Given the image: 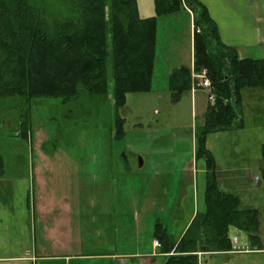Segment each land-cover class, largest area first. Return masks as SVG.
<instances>
[{
  "label": "rangeland",
  "instance_id": "374dc122",
  "mask_svg": "<svg viewBox=\"0 0 264 264\" xmlns=\"http://www.w3.org/2000/svg\"><path fill=\"white\" fill-rule=\"evenodd\" d=\"M47 3L55 17L67 18L72 14L67 0H47ZM135 3L140 18L155 17L153 82L148 94H131L125 99V106L128 108L125 113L122 112L127 120L125 127L128 129L136 123L145 127L154 122L157 126H170L175 144H181L187 151L185 153H188L192 147L191 130L195 125L201 124V119L194 120L191 116L189 96H183L174 105L169 98L168 88L167 91L163 90L166 85L165 70L172 65L187 68L192 65V20L183 12L156 16L154 0H135ZM242 57L259 59L264 58V55L260 50L252 49ZM108 73H111L110 64ZM191 88L199 90L196 93L198 104L201 100L207 106L214 105L215 100L210 104L207 92L199 88L198 79L191 77ZM241 96L243 128L207 133L203 143L214 160L220 186L232 188L245 207L259 211V243L251 245L238 233L237 237L246 243L249 252L207 255L201 264H264V89L246 88L242 90ZM88 102L89 96L79 98L73 102L76 109L69 108L71 112L67 113L64 109L54 110L50 107L60 104L58 100H38L28 106L18 98L0 99V170L4 171L5 179L4 186L0 187V255H4L6 248V251L11 249L8 254L13 256H28L25 255V250L33 251L34 245L39 244L38 236L34 240L28 234L24 239L18 231L20 225L25 224L30 229L35 222L36 229L38 226L39 213L36 210L33 215L30 207L32 188L35 192L36 188L43 187L39 196L42 203H45L42 211L44 215L45 209H48L45 221L48 227H51L48 225L51 218L70 219L74 213L73 217L79 220L77 235L80 239L77 242L84 246L86 244L88 255L100 254L74 260L71 264H121L103 255L151 251L153 225L157 220L164 225L168 234L177 238L191 215L195 192L199 204H204L206 181L202 158L196 162V183L192 181L185 188L189 189L188 196L183 201L182 209L177 210L173 204L179 197L180 178L156 177L157 181L162 182V187L159 188L162 193L155 195L152 190L147 189L150 186L146 182L151 175L147 168L124 176L125 172L121 169L118 158L110 173L114 177L109 172L104 175V158L109 152L113 113L106 103L100 106L87 104L86 107L84 104ZM80 103L82 107L79 106ZM27 122L30 123V129L26 139L22 134L28 133ZM176 128L180 131L176 132ZM44 140L46 143L42 147ZM119 153L120 150L116 147V154ZM69 156L77 160L83 158V161L67 163L65 160ZM54 158L59 160L55 162ZM32 164L33 177L20 178L19 176L28 175ZM106 175L109 176L105 177ZM90 187L93 191L94 188L98 191L102 187L117 188V193L98 194L102 199L94 202L95 194L90 192ZM70 191L73 192L68 194ZM73 195L76 197L74 206L70 207L62 202L64 196L71 198ZM34 196L36 197V192ZM81 199L84 203L80 202ZM56 209L59 210L57 217L54 214ZM54 222L60 229L63 228L60 221L55 220L51 224ZM69 229H72L71 226ZM70 237L75 239L74 234ZM153 259L156 261L151 264L162 262L159 257ZM0 264L26 263L15 260L0 261Z\"/></svg>",
  "mask_w": 264,
  "mask_h": 264
},
{
  "label": "trees",
  "instance_id": "16d2710c",
  "mask_svg": "<svg viewBox=\"0 0 264 264\" xmlns=\"http://www.w3.org/2000/svg\"><path fill=\"white\" fill-rule=\"evenodd\" d=\"M67 1L72 14L59 18L47 0H0V99L18 98L28 106L46 99L65 106L83 94L108 100L114 111L112 132L120 138L125 120L119 111L126 95L150 88L155 17L140 18L135 0ZM154 8L156 16L183 9L192 13L193 72L206 70L215 95L195 128V159L202 158L206 168L205 211L178 243L161 224L154 226L160 253L166 254L164 264H198L197 253L231 250V229L243 233L249 244L259 243V211L245 207L237 194L222 191L203 142L207 133L243 128L241 92L264 89V58L240 59L233 47L222 44L198 0H154ZM168 80L175 102L190 91L191 69H175Z\"/></svg>",
  "mask_w": 264,
  "mask_h": 264
},
{
  "label": "crops",
  "instance_id": "0c3cea01",
  "mask_svg": "<svg viewBox=\"0 0 264 264\" xmlns=\"http://www.w3.org/2000/svg\"><path fill=\"white\" fill-rule=\"evenodd\" d=\"M198 1L205 6L209 16L215 22L217 26L220 42L226 46L233 47L236 50L237 56L240 59H243L242 55L245 54L246 51L252 49L260 50V53L264 55V0H198ZM179 12L188 14L190 16V20H192L193 23L192 13L188 9H183ZM192 29H193V25H192ZM191 56H192L191 57L192 65L190 66V69L193 70V49ZM180 67H186V66L172 65L167 70H165L164 79L166 80V85L164 86L163 91H167L168 88V91L170 93L169 80H168L169 75L173 70L178 69ZM152 82L153 79L151 80L150 87H152ZM149 91L150 90L144 92H137V93L136 92L128 93L125 99H127L128 96L131 94H148ZM198 91L199 90H193L192 88H190V91L181 94L179 99L182 98L183 96L190 97V104H191L190 114L194 118V120H197L196 118H200L201 120L199 122H201L202 124L203 115L205 114V111L207 109V103H204L200 100L198 104V99L196 98V93ZM84 97H88V96L83 94L80 98H84ZM169 98H171L170 94H169ZM103 103H106L107 106L110 108V110H112L113 119H114V111L112 108L111 101L108 100L104 101L99 98H92L89 96V102L84 105L86 107L87 104L93 106H100ZM81 104L82 103H80L79 105L80 107H82ZM50 107H52V109L54 110L64 109L66 110L67 113L71 112L69 108L76 109L73 102L65 106H61L60 104H55V105L53 104ZM127 109L128 108L124 106L119 111V115L123 117L125 120L123 125V129L125 131L124 135L120 138L115 137L113 135L112 128H111V132H109V141H108L109 152L107 155H105L104 158L105 171H103V174L105 175L109 172L110 175V173L113 172L114 163L117 162L118 158L120 159L119 163L121 165V169L125 172L124 176H127L126 174L130 175L135 171L147 168L148 172H150L151 174L149 175L150 180L146 182L150 186L147 189L152 190L153 194L155 195L162 193L161 189H159L162 187L161 185L162 182L157 181L156 177L160 176L163 178H168L169 176H175L177 178H180L179 187L181 189H180L179 197L175 200L173 205L175 210H177V208L182 209L183 201L188 196V191H189V189L185 190V188L192 181H195L196 183L197 174H198V167L196 163L198 159H195V155H194L195 128L197 126L195 125L191 130L192 147L191 149L188 150V153H185L187 151L181 146V144H175L174 142L175 140H173L174 133L170 126L167 125L157 126V123L154 122L153 124H149L148 126L144 127L140 123H136L131 125L127 129L125 127V124L127 123L126 117L124 116V114L122 115V112L125 113ZM26 129L28 130V133L26 132L27 134L23 133L22 135H24V137H26L27 139L29 137V129H30L29 122H27ZM179 131L180 129H178V131L176 132ZM45 143L46 140L43 141L42 147L45 146ZM116 147H118V149L120 150L119 155L116 154ZM57 160L59 159L54 158L55 162ZM80 161H83V158L80 159L78 158L77 160V158L71 156H69V158L65 160V162L67 163H71V162L76 163ZM55 162L53 166L56 165ZM3 174L4 171L0 170V187H3L4 186L3 184L5 182V179L3 178L4 177ZM204 174L206 181V168ZM33 175H34V166L32 164L30 166V171L28 175L27 176L22 175L19 177L22 179L26 177L30 179L33 177ZM109 175H106L105 177H108ZM110 176L114 177L113 175ZM219 179L220 178L218 173V182L220 186ZM182 188H184L183 191ZM220 188L225 193H235V190H233L230 187L223 185L220 186ZM42 189L43 187L36 188L35 190L36 197L34 196L35 194L34 189L33 188L31 189L33 195L31 197L32 202L30 207L32 209L33 215L37 210V212L39 213L38 215L40 216L38 220L37 229L35 226V222H33L34 224L33 226L31 225L30 229L25 224L23 226L20 225L18 229L20 235L24 237V239L28 237V234H31L35 238L34 240H36L38 236L39 244L34 245L33 251L28 252V250H25L24 253L25 255L28 256H23L24 254L13 256L11 254H8V252H10L11 249H8L6 251L5 248V253L3 252L4 255H0V261L11 262L18 260L19 262L22 263L24 262L26 264H71L72 261L83 257L100 256V254L98 253L88 255V253L86 252L88 249H86L85 247L86 244L84 246V244L82 243L79 244V242H77L78 239H80L79 235H77L79 234V229L77 228L79 226V220L73 217L75 215L73 212H72L73 213L72 217L70 219L62 220L59 218H51V220H49L50 222L48 223V225H51V227L47 226V223L45 221L47 220L48 209L47 208L45 209V215H44L42 211L45 208L44 207L45 203L44 202L42 203L41 196H39ZM147 189H143V191ZM120 190L123 192L125 191L124 188H120ZM72 192L73 191H70L68 192V194H71ZM84 192L86 194V191H83V193ZM90 192L95 194V196L93 195L94 202H98L99 200L102 199L101 197L98 196V194L117 193V188L112 189L108 187H104V188L102 187L100 191L94 188V191L91 189ZM195 193H196V198H194L195 204L194 207L192 206V210H191L192 212L189 218L187 219L185 227L181 230L177 238L169 234L175 243H178L181 240L184 232L187 230L192 220L196 216H198L199 214L205 211V199H204V204L203 203L199 204L197 192ZM73 196L71 198L64 196L61 200L64 204L72 207L75 205V199H76V197ZM81 200L82 201L80 202L84 203V200L83 199ZM27 201H29V199H27ZM192 204H193V200H192ZM30 207L28 206V209ZM54 211H55L54 214L57 217L59 210L56 209ZM55 220L61 222V224L63 225L62 229H60L59 226L55 225V222L54 224H51ZM158 223L161 224L159 220H157L156 224ZM156 224H154L153 226H155ZM161 225L164 227L163 224ZM70 226L72 229H69ZM165 231H167L166 228ZM238 233L241 232L235 229H231L229 232L230 240L233 236H237ZM72 234H74L75 237L74 240L70 237ZM241 234L244 236V240L246 241L247 240L246 236L243 233ZM69 239L72 240L69 241ZM154 240L155 238L153 239V241ZM153 241H152V246L150 247V249L152 248L151 251L139 252L135 254H107V255H103V257L112 258L114 259V261L121 264H151L156 261L153 259V257H159L162 260L161 264H164L165 262L164 256L166 254L160 253L159 250L160 247L157 249L154 248ZM238 241L240 244L246 245V243L244 241H240L239 238ZM43 242H47V244H43ZM225 253L228 254L229 251L224 253L222 252L220 254H225ZM84 254L87 255L85 256ZM172 254L173 253H171L170 255ZM207 255H213V254L197 253L198 264H201L202 260ZM204 262H206V260Z\"/></svg>",
  "mask_w": 264,
  "mask_h": 264
},
{
  "label": "built area",
  "instance_id": "2783aa9c",
  "mask_svg": "<svg viewBox=\"0 0 264 264\" xmlns=\"http://www.w3.org/2000/svg\"><path fill=\"white\" fill-rule=\"evenodd\" d=\"M191 77L193 79H198L199 88H201L202 90L207 92L206 93L207 94V100L210 104H213V101L215 100V95L213 93V88H212L211 82L206 75V70H202L201 73H195L192 70L191 71ZM230 241H231V250L229 251V253L232 254V253H242V252H249L250 251V249L247 245H242L239 243L237 236H233ZM153 246L156 249L159 248L160 247L159 242L157 240H154Z\"/></svg>",
  "mask_w": 264,
  "mask_h": 264
}]
</instances>
